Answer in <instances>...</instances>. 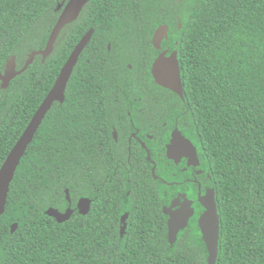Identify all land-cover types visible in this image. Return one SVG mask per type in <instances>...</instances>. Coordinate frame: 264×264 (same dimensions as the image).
Returning a JSON list of instances; mask_svg holds the SVG:
<instances>
[{"label": "trees", "instance_id": "1", "mask_svg": "<svg viewBox=\"0 0 264 264\" xmlns=\"http://www.w3.org/2000/svg\"><path fill=\"white\" fill-rule=\"evenodd\" d=\"M58 1L0 0V72L12 55L19 69L31 50L44 45ZM162 24L168 26L167 38L159 49L152 46V61L162 49L177 52L183 100L166 88L171 101L158 106L165 121L179 116L178 127L201 156L205 185L214 188L216 264H264V0H89L62 30L67 33L62 45L43 63L37 55L7 88L0 87L1 167L81 34L92 28L90 46L100 41L96 52L89 45L82 51L65 100L53 102L15 170L0 215V264H206L195 220L169 244L158 204L152 213L130 217L143 218L140 226L152 231L128 227L120 238L112 207L117 190L85 188L71 177V167L92 149L106 121L99 100L122 86L117 76L123 72L111 55L120 43H138L144 38L135 35L150 37ZM169 104L173 111L167 114ZM154 183L159 203L168 187ZM65 189L72 201L77 192L88 191L94 200L87 214L57 222L45 210L68 206Z\"/></svg>", "mask_w": 264, "mask_h": 264}, {"label": "flooded vegetation", "instance_id": "2", "mask_svg": "<svg viewBox=\"0 0 264 264\" xmlns=\"http://www.w3.org/2000/svg\"><path fill=\"white\" fill-rule=\"evenodd\" d=\"M62 2V7L57 8L58 4ZM66 2L67 0H61L56 3V20ZM86 3H84L80 12ZM68 24L59 32L54 42V47L62 45L61 41L64 40L67 34L62 32V30ZM90 29L92 32L83 50L87 45L90 46L89 43L93 36V29L88 28V30ZM88 30L81 34L69 51L68 56L79 41L88 36ZM97 36L105 38L103 34ZM135 38H144V40L138 41V43H120V46L117 47L110 57L111 63H113L114 58L116 64L114 67L117 66V69H119L118 73L121 74L123 72V76H117L121 79L122 86L116 89L114 96L104 98V101L99 100L100 104L105 103V106L102 104L100 116L104 117L106 121L97 135V142L95 141L90 147L92 149L82 153L80 163L71 167V177H73L74 184L85 186V188L88 186L95 190H99L101 187H104L103 190L109 188L117 190L118 193L113 195L115 199L112 207L116 210L114 214L118 217L116 219V228L120 238L128 234V227H131L132 230L145 229L152 231V226H140L144 222L143 218L130 221V217L131 213L135 214L137 211L152 213V210L158 204L161 213L165 217L167 239L169 214L164 212L165 207L170 208L172 206L171 211H176V213L180 211V214L181 209L191 213L186 225L179 229L177 236L193 220L196 221L200 232L197 221L199 215L204 211L200 198L205 195L207 190L213 189L214 191V188L205 185V180L202 177L204 168L201 167V156L193 140L187 136L182 127H178L179 116L171 114L168 121H165V116L162 115L164 108L158 106V102H170L171 96L164 90L166 89L165 87L154 82L152 63L162 51H168V49H162L152 61V34L150 37L138 34L135 35ZM99 42H91L92 47H90L95 52L98 50L97 47L99 46L97 45ZM45 43L40 49L44 48ZM105 45L106 49L110 51L111 42L107 41ZM134 47H141L142 49H133ZM81 53L74 67L81 59ZM169 54L168 52L166 53V55ZM39 56L43 63L45 59L42 60L41 55ZM102 61L104 64L107 63V58L103 57ZM123 65L124 70L122 69ZM102 83L103 81L99 85H102ZM90 86L93 87L96 84L93 83ZM177 95L182 99L183 90L182 96ZM168 109L167 114L169 112L172 113L173 105L169 104ZM175 131H178L181 137ZM192 147L195 148L197 164H193L190 161L192 159V150L190 148ZM167 148H173L169 152L173 153V157L168 156ZM155 180H160L163 185L168 187L163 189V193L159 196V203H157L156 195L152 194ZM77 194L74 195L73 201L71 199L67 200L68 206L63 211L69 207L72 209V214L85 215L89 212L94 197L91 196L89 191L81 194L77 192ZM80 199L89 200V210L85 214L79 212L77 204ZM106 204L107 201H105ZM145 222L152 225V218H146ZM122 226H124V230L121 234Z\"/></svg>", "mask_w": 264, "mask_h": 264}, {"label": "water", "instance_id": "3", "mask_svg": "<svg viewBox=\"0 0 264 264\" xmlns=\"http://www.w3.org/2000/svg\"><path fill=\"white\" fill-rule=\"evenodd\" d=\"M87 0H67L64 7L54 23L45 46L43 49L32 50L27 54L24 64L21 68L16 66V57L12 55L6 60L4 69L0 72V87L5 89L8 87L11 80L27 69L37 55H41L42 60L53 51L54 42L61 31V29L68 23L72 22L77 18L81 8ZM63 2L59 3L58 7H62ZM168 26L165 24L159 25L152 35V46L156 49L160 48L161 41L163 38H167ZM92 30H88L87 37L82 38L79 43L71 51L70 55L62 65L59 74L55 78L50 90L43 98L42 102L35 110L27 126L8 152L5 160L0 167V215L4 213L7 195L9 191L10 182L14 177L15 170L20 162V159L24 155L27 146L32 141L38 127L44 119L47 111L51 108L54 101L62 103L65 99V88L67 81L71 75L72 69L78 59L79 54L83 50L84 45L89 39V35ZM167 51H162L158 57L152 63V77L154 82L162 87L168 88L173 92L182 96V83L180 78V70L178 67L177 52L173 51L169 55H166ZM177 135L180 133L175 131ZM174 133V134H175ZM175 136V135H174ZM173 148H167V154L169 157H173V153H169ZM192 150V159L190 160L193 164H197V157L195 148ZM66 198L69 201V190L65 189ZM213 189L207 190L205 195L200 198V201L204 207V211L198 217V227L201 233V238L206 246L207 258L206 264H216L218 255V237H219V214L217 211L216 201L213 194ZM89 200L80 199L78 201L79 212L85 214L89 210ZM171 208L165 207L164 212L169 214L168 220V242L172 244L177 238L179 229L183 228L188 217L191 213L185 209L180 211L172 212ZM45 214L53 217L57 222H63L70 218L72 209L67 208L65 211H59L57 208L49 207L45 210ZM123 220V218H122ZM17 227V223L11 225V230L14 231ZM124 230V226L121 228V234Z\"/></svg>", "mask_w": 264, "mask_h": 264}]
</instances>
